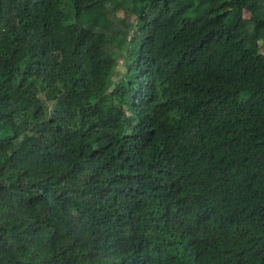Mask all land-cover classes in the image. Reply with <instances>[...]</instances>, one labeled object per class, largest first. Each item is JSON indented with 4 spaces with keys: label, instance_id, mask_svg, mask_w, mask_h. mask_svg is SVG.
Instances as JSON below:
<instances>
[{
    "label": "trees",
    "instance_id": "1",
    "mask_svg": "<svg viewBox=\"0 0 264 264\" xmlns=\"http://www.w3.org/2000/svg\"><path fill=\"white\" fill-rule=\"evenodd\" d=\"M263 43L264 0H0V264H264Z\"/></svg>",
    "mask_w": 264,
    "mask_h": 264
},
{
    "label": "rangeland",
    "instance_id": "2",
    "mask_svg": "<svg viewBox=\"0 0 264 264\" xmlns=\"http://www.w3.org/2000/svg\"><path fill=\"white\" fill-rule=\"evenodd\" d=\"M67 1L69 4H72V2H73V0H67ZM118 1H120V4H122V5H128L129 4V0H118ZM113 6L114 5L110 6L111 9H113ZM132 15L133 14L130 15L131 19H130L129 24H132L131 21H133L135 19V17ZM112 17H113L114 23H113V26L109 30V37H111L112 39L125 40L127 38V35L129 34V32L126 28H124L123 26H121V24L118 23V20L121 18V13L120 12H112ZM197 35H198V32L196 31V29L194 27H191L187 31L188 42L192 41ZM262 47H263L262 52H264V43H263ZM121 50H122V54L118 58V65L114 68L113 74L110 78L111 80L109 83V92L113 89L115 81L125 77L124 74L126 72V69H125V65H124V61H123V55L125 54V51H126L125 46H122ZM72 100L75 103H79L80 102V95L73 93Z\"/></svg>",
    "mask_w": 264,
    "mask_h": 264
}]
</instances>
